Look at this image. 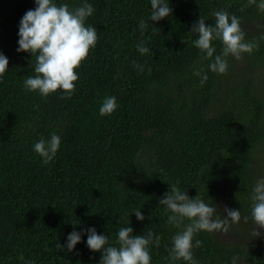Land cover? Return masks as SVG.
Instances as JSON below:
<instances>
[{"label": "trees", "instance_id": "16d2710c", "mask_svg": "<svg viewBox=\"0 0 264 264\" xmlns=\"http://www.w3.org/2000/svg\"><path fill=\"white\" fill-rule=\"evenodd\" d=\"M54 2L91 4L85 25L98 31L70 99L60 98L62 90L44 98L24 89L35 57L17 52L18 31L35 0H0V52L9 61L0 76V264H99L102 253L88 249L86 230L117 246L129 221L134 236L151 231L162 238L158 248L149 246L150 264H169L167 249L181 230L159 204L170 185L190 198L199 193L222 218L225 207L241 213L227 233L194 236L193 244L202 241L193 248L198 264H264V229L251 235L250 199L264 177V12L245 7L247 0H169L172 15L151 21L150 0ZM219 10L239 18L246 40L259 41L242 59L227 57L226 74L210 70L214 57L204 58L190 32L201 16L214 24ZM141 19L148 25L143 35ZM213 47L214 56L221 53L219 41ZM198 69L208 77L203 85L193 75ZM106 96H115L118 108L102 117ZM52 133L61 145L44 164L33 146ZM73 231L81 242L68 252Z\"/></svg>", "mask_w": 264, "mask_h": 264}, {"label": "clouds", "instance_id": "9594fccd", "mask_svg": "<svg viewBox=\"0 0 264 264\" xmlns=\"http://www.w3.org/2000/svg\"><path fill=\"white\" fill-rule=\"evenodd\" d=\"M151 21H160L172 15L169 0H150ZM256 5L258 10L264 12V0H247V6ZM35 9L28 10L20 20L18 31L17 52L30 53L35 57L33 76H28L23 86L26 91L37 92L44 98L62 90L61 99H70L75 90V82L78 81L76 70L88 57L90 50L95 47L98 35L94 26H86L85 21L94 13L91 4L85 2L79 7L70 8L67 3L57 5L54 0H35ZM214 24L206 25L204 17L195 22L190 32L198 34L193 41L194 46L205 53V59L214 60L209 64L213 73L226 74L228 70L227 57L232 56L236 60L242 59V54L252 53L258 47L259 41L245 39V33L240 27V20L236 15H229L225 10L213 13ZM141 35L147 29V22L141 19L139 24ZM264 40V35L259 37ZM222 44L221 53H216L213 42ZM137 51L144 55L149 52L144 47L143 41L137 45ZM8 58L0 52V76L8 70ZM138 71L143 67L134 64ZM151 69H149L150 71ZM193 75L200 77L203 85L208 77L203 69L194 70ZM118 108L115 96L104 97L99 108L100 116H110ZM61 145V139L56 133H52L50 139H40L34 144V152L38 154L44 164L49 163L56 156ZM251 220L253 238L260 237L259 229H264V177L255 181L250 196ZM160 206H164L168 216V223L175 226L178 231L172 237V246L167 249L169 264L184 261L185 264H198L193 256V248L202 246V241L193 239L199 232L227 233L231 225L241 221L239 210L225 207L223 212L226 218L217 215V206H211L198 193L195 198H190L185 191L176 185H170V190L159 200ZM137 220L143 221L141 209H134ZM151 219V217H149ZM248 223L249 217H243ZM119 228L117 232V246L109 244V237L100 235L95 228L87 229L86 245L92 252H101L99 264H150V245L160 246L161 237L148 231L146 235H133L134 229L129 226ZM81 242V233L73 231L67 237L66 250L73 251ZM60 243L56 245L58 250H65ZM232 264H236L233 258Z\"/></svg>", "mask_w": 264, "mask_h": 264}]
</instances>
